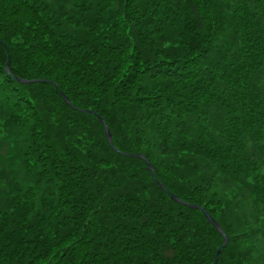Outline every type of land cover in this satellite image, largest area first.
Wrapping results in <instances>:
<instances>
[{
  "label": "trees",
  "instance_id": "1",
  "mask_svg": "<svg viewBox=\"0 0 264 264\" xmlns=\"http://www.w3.org/2000/svg\"><path fill=\"white\" fill-rule=\"evenodd\" d=\"M135 154L264 264V0H0V264H213Z\"/></svg>",
  "mask_w": 264,
  "mask_h": 264
},
{
  "label": "water",
  "instance_id": "2",
  "mask_svg": "<svg viewBox=\"0 0 264 264\" xmlns=\"http://www.w3.org/2000/svg\"><path fill=\"white\" fill-rule=\"evenodd\" d=\"M6 52H7V50H6ZM7 55H8V52H7ZM9 64H10V56L8 55L7 56L6 67H5V71H6L7 74H10V72H9ZM14 79H15L16 82H18L19 84H22V85H33V84H36V83L43 82V81H25V80H20L18 78H14ZM59 95L62 97V99L64 100V102H65L66 105L74 108L70 104V102L68 101V99L66 97H64L63 94L59 93ZM74 109H76V108H74ZM78 111L79 112H82V113H85V114H89V115L96 116V118L99 120V122L103 126L104 134H105V137H106V140H107L108 145L111 147V149L114 150L115 148H114L113 143H112V138H111L110 132H109V130H108V128H107L106 123L104 122V120L99 115H97L96 113H94L92 111H81V110H78ZM131 156L134 157V158H137V159H140V160L146 162L147 169L151 172L152 179L156 183L155 175L153 173V168H152V166H150L147 163L146 159L142 155H140V154H135V155H131ZM158 187L169 196V198H170L171 201H173V202H175L177 204H180V205H183V206H186V207H189V208H192V209H195V210H198V211L202 212L204 214V216L206 217L207 221L210 223V225L221 235V237L223 238V245L217 250L216 255H215V259H214V263H213V264H218V260H219L220 253H221L222 249L224 247H226L227 244H228V238L224 235V233L220 229V227L216 224V222H214L211 219V217L206 212H204V210L200 206L190 205V204H187V203L179 200L177 197H175L172 194H170L161 184H159Z\"/></svg>",
  "mask_w": 264,
  "mask_h": 264
},
{
  "label": "rangeland",
  "instance_id": "3",
  "mask_svg": "<svg viewBox=\"0 0 264 264\" xmlns=\"http://www.w3.org/2000/svg\"><path fill=\"white\" fill-rule=\"evenodd\" d=\"M159 184H160V183H158L157 180H156V185L158 186ZM161 185H162V184H161ZM162 186H163V185H162ZM170 194H171V193H170ZM173 196H174V195H173ZM175 197H176V196H175ZM179 200H180V199H179Z\"/></svg>",
  "mask_w": 264,
  "mask_h": 264
}]
</instances>
